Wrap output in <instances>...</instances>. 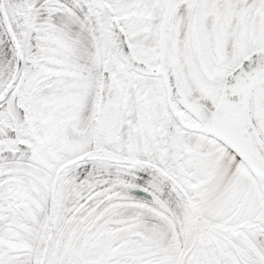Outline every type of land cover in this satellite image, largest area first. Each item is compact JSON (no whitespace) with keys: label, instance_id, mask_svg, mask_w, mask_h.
Listing matches in <instances>:
<instances>
[{"label":"snow or ice","instance_id":"snow-or-ice-1","mask_svg":"<svg viewBox=\"0 0 264 264\" xmlns=\"http://www.w3.org/2000/svg\"><path fill=\"white\" fill-rule=\"evenodd\" d=\"M0 264H264V0H0Z\"/></svg>","mask_w":264,"mask_h":264}]
</instances>
